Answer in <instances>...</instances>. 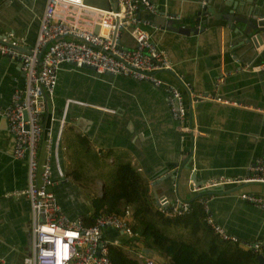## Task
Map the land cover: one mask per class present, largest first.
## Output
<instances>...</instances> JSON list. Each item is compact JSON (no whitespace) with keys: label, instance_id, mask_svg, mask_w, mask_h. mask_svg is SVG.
Returning <instances> with one entry per match:
<instances>
[{"label":"crops","instance_id":"1","mask_svg":"<svg viewBox=\"0 0 264 264\" xmlns=\"http://www.w3.org/2000/svg\"><path fill=\"white\" fill-rule=\"evenodd\" d=\"M0 37L16 38L19 49L34 42L37 21L44 4L40 0H0ZM116 0H111L113 6ZM154 15L174 26L201 29L187 35L160 28L145 8L138 16L154 46L165 53L180 80L168 73L160 77L178 86L185 105V123L190 131L180 133L170 118L163 91L150 84L120 75L96 74L85 67L61 65L51 99L41 114L42 135L38 144L42 160L48 145L53 186L61 212L82 221L91 210L90 198L100 196L104 185L80 182L77 165L81 154L93 151L111 165L127 162L145 181L154 207L176 199L190 200L200 193L214 221L241 243L264 242V210L241 198L242 193L264 196L263 184H223L193 193L189 180L201 184L218 177L245 178L255 161L264 155V70L257 69L262 44L248 49L238 32L222 20L202 24L197 15L205 0H149ZM217 12L230 9L245 14L252 5L264 16L261 0H206ZM231 3L235 8H231ZM245 6H244V5ZM157 11V13H155ZM161 13V14H158ZM234 26H242L234 22ZM120 40L127 46L126 32ZM264 42V40H263ZM18 61L0 55V107L12 91L23 84ZM186 87V88H185ZM188 88V89H187ZM188 91L212 94L217 100L189 102ZM227 103H220V100ZM65 115V119L64 118ZM181 136V137H180ZM191 136V137H189ZM65 165L68 168H65ZM167 173L170 176H165ZM165 176V177H164ZM161 177V178H160ZM164 178L163 180H161ZM52 186V187H53ZM26 162L12 155V136L0 113V257L3 264H24L30 251V208L25 196ZM129 215L131 208L127 207ZM169 230V232L166 231ZM165 234L188 240L181 226L162 227ZM103 237L123 253L144 264L139 249L125 233L105 228ZM244 247V246H242ZM154 251V250H153ZM155 252V251H154ZM154 264L165 259L155 252Z\"/></svg>","mask_w":264,"mask_h":264},{"label":"built area","instance_id":"2","mask_svg":"<svg viewBox=\"0 0 264 264\" xmlns=\"http://www.w3.org/2000/svg\"><path fill=\"white\" fill-rule=\"evenodd\" d=\"M140 6L154 12L149 0H116L108 9L85 5L83 0H45L34 42L26 52L15 48L16 38L11 34L0 37V55L19 58L24 78L22 87L12 92L9 104L0 111L12 136V155L26 162L24 193L30 208V251L23 258L24 264H112L107 256V246L111 243L103 237V230L112 228L132 235L126 211L122 215L101 212L94 216L91 224L84 225L78 218H67L57 203L52 190L54 180L49 147L44 149L41 160L38 144L42 135L41 114L53 95L61 65L89 66L96 74L107 72L161 88L175 129L180 135L191 130L185 123L180 89L162 80L160 75L168 73L176 80L180 77L173 71L165 53L149 39L146 27L152 24L137 15ZM122 31L131 36V46L121 42ZM262 49L257 67L260 70H264V42ZM188 97L190 104L204 99L218 101L215 95L191 91H188ZM240 182L264 184V155L255 161L251 172L243 179L220 176L201 184L189 180V189L197 193ZM240 196L264 210V196L253 193ZM197 197L203 206V220L212 232L223 240H236L214 221L207 197ZM157 207L163 216L174 217L186 213L189 203L178 198ZM241 245L257 250L260 243ZM140 255L144 264H154L148 256ZM0 264H3L1 257Z\"/></svg>","mask_w":264,"mask_h":264},{"label":"trees","instance_id":"3","mask_svg":"<svg viewBox=\"0 0 264 264\" xmlns=\"http://www.w3.org/2000/svg\"><path fill=\"white\" fill-rule=\"evenodd\" d=\"M189 210L181 215L165 217L154 207L145 181L127 162L115 167V181L102 187L100 196L90 198L91 210L82 218L92 223L98 213L122 215L131 208L130 239L136 245L154 250L165 261L161 264H264V242L257 250L243 248L236 240H223L206 225L204 210L195 196L188 200ZM181 226L189 232L188 240L170 237L162 227ZM261 255L263 262L257 259ZM107 256L112 264H140L127 257L121 248L109 244Z\"/></svg>","mask_w":264,"mask_h":264},{"label":"water","instance_id":"4","mask_svg":"<svg viewBox=\"0 0 264 264\" xmlns=\"http://www.w3.org/2000/svg\"><path fill=\"white\" fill-rule=\"evenodd\" d=\"M40 1H41V4L45 3V0H40ZM110 1L111 0H83V3L85 5L97 7L100 9H108L110 7ZM230 5H231L232 9L235 8L234 3H231ZM263 5H264V0H261V5H258V6L262 7ZM246 8L247 9H246L244 15L238 14V13L234 14L233 12L230 11V9H228L226 12L214 13V11L212 9H210L209 6H207L206 0H205V1H203V4H200V9L197 10L196 13H197V15H201V16L205 15L206 13H209L212 15H211V17L207 16V18L205 17L204 19L200 18V17H198V18L196 17L195 20L199 19V21L202 24L210 23L211 22L210 20H222L229 26V28H231L233 31L238 32V34H240V37H242V39H243L242 42L244 41V43L249 45L248 49H252V48L254 49V48L258 47L259 44H262L263 40H264V16L259 17L257 15V13L252 9V5L247 6ZM155 13H157V11H155ZM158 14H161V13H158ZM137 15H138V13H137ZM151 19L160 28H165L166 30L176 31L178 33L185 34V35H187L189 33H196L197 31L201 30L199 28H194L192 26H189V27H186L183 25L174 26L173 25L174 23L171 20L164 21L160 15H154V13L151 15ZM38 20L39 19H36L37 23H38ZM234 22H239V23H241L242 26H240V27L234 26ZM37 26H38V24H37ZM96 30H97V26L94 27V32H96ZM122 32H124V31H122ZM15 48L20 50V51H25V52L27 51V49H19V47H15ZM14 59L16 61H18V64H19V58L16 57ZM86 68L91 69V67H89V66ZM104 74L105 75H113V74H110L107 72L103 73V75ZM22 85L20 87L15 88V89L21 88ZM9 102H10V99H9ZM9 102L6 105H4L3 107H0V111H2L9 104ZM24 118H25V116H24ZM63 119H65V115H64ZM189 137H191V136H189ZM170 175L171 174L167 173V175H165V176H170ZM163 179L164 178H162L161 180H163ZM244 184H249V183H244ZM52 190H53L54 195L56 197L57 203L60 207L59 198H58L57 192L54 189V186L52 187ZM262 191L264 192V184L262 187ZM196 196H201V194L197 193ZM160 204L164 205L163 203H160ZM160 204L158 203V201H156V206H159ZM60 209H61V207H60ZM63 213H65V212H63ZM65 214H67V213H65ZM75 218L76 217H72L69 219H75ZM139 252L141 254H143L144 256H151V257L156 256L155 252L150 248L142 247L139 249ZM257 259L260 262H263V258L261 257V255H257Z\"/></svg>","mask_w":264,"mask_h":264},{"label":"rangeland","instance_id":"5","mask_svg":"<svg viewBox=\"0 0 264 264\" xmlns=\"http://www.w3.org/2000/svg\"><path fill=\"white\" fill-rule=\"evenodd\" d=\"M65 168H68V166L65 165ZM76 169L77 175L74 177L76 180L92 183L95 187L97 181H103L104 183L105 178L109 179L111 183L115 181V167L113 168L111 163L90 150L81 154ZM166 231L169 232L167 229ZM188 235L189 232L187 231L186 236Z\"/></svg>","mask_w":264,"mask_h":264}]
</instances>
